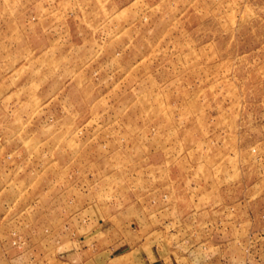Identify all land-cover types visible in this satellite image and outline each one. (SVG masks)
<instances>
[{
    "label": "rangeland",
    "instance_id": "1",
    "mask_svg": "<svg viewBox=\"0 0 264 264\" xmlns=\"http://www.w3.org/2000/svg\"><path fill=\"white\" fill-rule=\"evenodd\" d=\"M0 264H264V0H0Z\"/></svg>",
    "mask_w": 264,
    "mask_h": 264
}]
</instances>
